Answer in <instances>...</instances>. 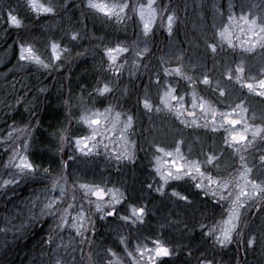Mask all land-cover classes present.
<instances>
[{
	"label": "trees",
	"instance_id": "1",
	"mask_svg": "<svg viewBox=\"0 0 264 264\" xmlns=\"http://www.w3.org/2000/svg\"><path fill=\"white\" fill-rule=\"evenodd\" d=\"M32 1L0 0V132L18 128L24 143L16 150L25 152L33 166L4 186L12 168H5L10 152L0 153V264H60L56 251L61 253L65 245L55 248L59 230L53 228L59 212L42 211L40 200L34 207L26 205L35 194L49 192L55 175L62 172L59 149L67 119L75 120L76 132L82 134L84 116L99 107L133 118L128 133L135 153L129 160L108 161L89 155L78 166L74 156L66 172L69 182L79 179L120 187L126 192L120 203L123 209L130 203L144 204L146 218L142 224L122 223L120 215L99 221L92 246L96 260L87 264H106L109 249L120 253L138 240L150 241L151 235L169 248L157 264H264V204L255 213L250 210L261 198L247 204L231 243L221 247L206 229L225 217L226 202L205 195L188 177L169 183L162 192L151 181L153 148L177 142L195 154L203 150L216 154L215 163L205 171L224 177L233 171L236 158L222 134L187 126L162 110L146 111L138 98L148 96L157 103L162 81L169 76L179 94L197 92L220 108L244 100L264 119V98L248 92L238 77L229 74L237 72L242 62L243 80L261 79L264 42L249 52L216 38L228 10L253 11L262 17L264 0H158L160 19L172 13L175 21L168 33L158 24L148 36L140 29L136 10L144 0H117L126 4L125 18L94 10L89 0H40L45 8H53L51 13L36 10ZM10 12L18 17L17 25L10 21ZM143 39L149 51L138 58L128 44ZM24 42L33 51L21 58L19 46ZM52 43L58 46L55 56ZM123 45L129 50L121 56L123 65L107 64L106 50ZM261 149L248 153L260 177L264 176ZM172 189L183 191L187 199L171 194ZM64 231L66 249L73 252L63 256L65 263L84 264L80 247L73 250L74 242L67 241L69 230ZM74 251L77 263L71 260Z\"/></svg>",
	"mask_w": 264,
	"mask_h": 264
},
{
	"label": "rangeland",
	"instance_id": "2",
	"mask_svg": "<svg viewBox=\"0 0 264 264\" xmlns=\"http://www.w3.org/2000/svg\"><path fill=\"white\" fill-rule=\"evenodd\" d=\"M101 2L106 3L105 1ZM93 3L100 2L94 0ZM31 5L38 11L45 9L40 0H33ZM107 5L113 9L109 14L115 17L123 14L125 18L126 4L117 0H108ZM157 8V0H144L136 9L140 29H142L144 36L149 34L157 23L159 16ZM171 18L169 16L166 23H159L161 30L170 28ZM216 38L232 48L253 52L264 42V16L260 17L253 11L237 12L231 8L227 11L223 23L219 25ZM148 45L146 39L140 42L132 41L128 44L129 49L133 47L130 52L133 55L139 54L137 56L140 58L149 51ZM50 46L55 56L58 53V46L53 43ZM19 47V53L21 54L23 49L26 57L31 55L28 54V48L33 51V46L27 42L22 43ZM128 51L124 45L108 48L106 50L107 64H112V66L123 65L121 56ZM238 65L237 72L230 71L229 74L233 73L235 77H238V81H241L242 87L248 92L264 98V70H262L263 77L261 79L256 80L253 77L243 80V63L240 62ZM162 82L163 88L158 94L160 104L149 100L148 96H142L138 97L142 108L149 112L162 110L187 126L220 132L224 138V144L232 149L236 160L233 171L224 177L213 176L209 171H205V167L215 163L216 154L210 151L206 153L204 150L195 154L189 149H184L181 142H177L173 146L157 145L153 148L152 153L153 164L151 167L154 169L155 175L149 173L151 181L154 180L155 187L160 192L167 186L168 182L177 179L185 180L190 177L193 183L206 191L205 193L215 196L217 201L220 200V203L226 202L225 218L212 223L208 232L215 239L216 245H227L239 223L241 225L247 204H251L255 198H261L259 203L251 205L252 213L256 212L257 206L264 204V176L255 175L253 165L249 162L251 155H248L251 150L263 147L259 161L264 164V119L259 118L254 109L251 111L250 105L244 100L237 102L234 107H214L204 95L202 96L197 92H191L187 96L179 94L169 76L164 78ZM216 86L219 87V83H216ZM67 120L68 129L62 135L63 141H61L59 149L62 172L57 176L55 175L49 192L45 195L43 192V195L35 194L26 206L34 207L40 200L42 211L49 213L52 209H56L59 212V222L55 223L53 228L59 230L54 236L57 242L54 244L55 248H62L65 245L61 253L56 251L59 253L57 257L61 256L58 259L60 264H66L63 259L64 255L73 254L66 249L64 230H69L67 241L69 243L74 242L73 250L80 247L81 260L87 264L94 259L96 260L92 246L98 227H101L100 223L102 222L99 221L104 222L114 216L117 219V216L120 215L122 223L129 221L133 224L138 222L142 224L146 218V210L144 204L136 206L129 204L123 209L120 203L126 192L120 187L79 179L70 183L66 173L72 168L71 152H75L79 162L90 157L89 155L98 156L107 161L111 158H115V160L133 158L135 149L128 133L133 118L123 113L113 112L110 108L99 107L84 116L85 131L82 134L76 132L79 126L75 120L71 118ZM17 129H11L7 131L4 137H0V153L7 154L10 152L9 166L5 168H12L6 176L7 179L3 182L4 185L14 182L18 175L30 170L24 168L21 163L22 161L30 163L27 154L21 152V149L16 150L18 147L21 148L22 143H24L20 133H17ZM73 193L77 195L76 198H73ZM182 193L183 191L180 192L179 197L185 198ZM70 194L71 199L67 200L66 195ZM26 223L24 222L22 225H27ZM148 240L150 241L138 240L130 246L131 250L124 245L126 247L120 253L114 249H109L105 252L106 264H157L162 256H167L169 248L157 235L149 236ZM75 252L71 260L77 263L79 260L75 258Z\"/></svg>",
	"mask_w": 264,
	"mask_h": 264
},
{
	"label": "snow or ice",
	"instance_id": "3",
	"mask_svg": "<svg viewBox=\"0 0 264 264\" xmlns=\"http://www.w3.org/2000/svg\"><path fill=\"white\" fill-rule=\"evenodd\" d=\"M89 6L92 9H94V10H99V11L104 12V13H110L111 11H113V9L108 7L107 3H103V2L93 3L92 0H89ZM44 11L48 12V13H51L53 11V8L48 7V8H45ZM9 19L14 25H17L19 23L18 17L13 15L11 12L9 13ZM72 38L73 39L76 38L75 34L73 35ZM54 47H55V45H54ZM27 51L31 52L32 49L28 48ZM21 58H25L23 49L21 50ZM21 163H22L23 167L26 168V169H31L33 167L31 163H26L24 161H22ZM28 174H31V172H29Z\"/></svg>",
	"mask_w": 264,
	"mask_h": 264
}]
</instances>
